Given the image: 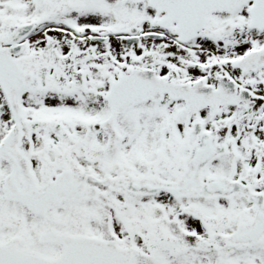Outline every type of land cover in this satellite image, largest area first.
I'll list each match as a JSON object with an SVG mask.
<instances>
[{
	"label": "snow or ice",
	"instance_id": "obj_1",
	"mask_svg": "<svg viewBox=\"0 0 264 264\" xmlns=\"http://www.w3.org/2000/svg\"><path fill=\"white\" fill-rule=\"evenodd\" d=\"M0 264H264V0H0Z\"/></svg>",
	"mask_w": 264,
	"mask_h": 264
}]
</instances>
